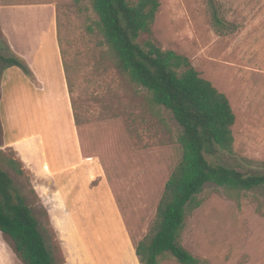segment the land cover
<instances>
[{"label": "rangeland", "instance_id": "rangeland-1", "mask_svg": "<svg viewBox=\"0 0 264 264\" xmlns=\"http://www.w3.org/2000/svg\"><path fill=\"white\" fill-rule=\"evenodd\" d=\"M159 2L152 26L154 41L164 50L186 56L203 78L226 95L235 115V155L217 149L208 159L243 172L252 170L241 157L264 160V0ZM43 3L53 7L55 24L57 11L60 13L70 57L77 47L90 58L79 74L77 93L81 96L83 119L77 129L84 154L102 164L136 244L146 234L164 185L181 158L177 141L181 127L169 111L162 109L165 126L157 131L156 126L148 128L142 119L146 111L144 92L132 86L107 57L95 27L96 14L90 9L80 14L73 0H0V55L15 56L9 39L26 18L31 19L33 28L41 27L44 22L36 20L31 8ZM30 33L15 39L22 47V53L16 52L17 58L23 62L35 43ZM97 65L99 71L92 70ZM90 70L96 73L95 86L86 83L85 74ZM0 167L31 208L56 261L87 264L88 256L81 249L80 236L70 225L61 199L47 190L43 193L52 210L59 213L54 215L57 223L42 197L46 178L35 177L12 149L4 148L1 134ZM199 197L203 202L185 219L178 242L209 264H264V188L227 193L208 183ZM126 261L134 264L130 254ZM0 264H24L10 238L2 233ZM159 264L179 263L166 253Z\"/></svg>", "mask_w": 264, "mask_h": 264}, {"label": "trees", "instance_id": "trees-1", "mask_svg": "<svg viewBox=\"0 0 264 264\" xmlns=\"http://www.w3.org/2000/svg\"><path fill=\"white\" fill-rule=\"evenodd\" d=\"M73 4L80 14L89 9L96 14L95 27L102 36L107 57L132 86L144 92L146 111L142 119L148 128L156 126L157 131L165 126L162 109L169 111L181 127L177 136L181 158L164 185L146 234L134 244L139 263L159 264L169 253L179 264H209L178 242L185 219L203 202L199 194L208 183L222 187L227 193L264 188V160L241 157L252 169L243 172L208 159L217 149L235 155L232 134L235 115L226 95L203 78L186 56L160 48L152 38L159 0H73ZM213 16L219 23L215 12ZM56 33L77 126L83 119L81 96L77 93L81 83L79 74L86 61L89 65L90 58L77 47L70 57L58 11ZM12 65L32 76L22 60L2 55L0 76L2 69ZM92 70L99 71L98 65ZM95 77L96 73L90 70L85 74L86 83L95 86ZM8 161L16 164L13 158ZM17 171L21 173L20 168ZM0 233L10 238L24 264H62L47 248L31 208L1 167Z\"/></svg>", "mask_w": 264, "mask_h": 264}, {"label": "crops", "instance_id": "crops-1", "mask_svg": "<svg viewBox=\"0 0 264 264\" xmlns=\"http://www.w3.org/2000/svg\"><path fill=\"white\" fill-rule=\"evenodd\" d=\"M52 8L44 3L31 8L36 20L44 23L35 29L31 19L24 18L19 31L14 28L16 35L9 39L16 57V52L22 53L15 43L18 36L30 31L35 43L24 59L31 77L16 65L1 71L2 145L12 149L35 177L46 178L42 197L53 217L59 213L52 210L43 193L47 190L54 194L51 196H59L70 225L80 236L87 264H128V254L134 264H140L102 164L82 149Z\"/></svg>", "mask_w": 264, "mask_h": 264}]
</instances>
